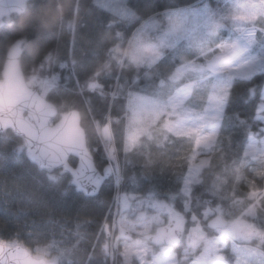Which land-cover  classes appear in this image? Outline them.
Segmentation results:
<instances>
[{"label": "trees", "instance_id": "obj_1", "mask_svg": "<svg viewBox=\"0 0 264 264\" xmlns=\"http://www.w3.org/2000/svg\"><path fill=\"white\" fill-rule=\"evenodd\" d=\"M114 1L31 0L24 13L3 19L0 69L9 46L20 40L25 77L34 75L40 81L57 74L45 98L55 104L58 117L73 109L79 112L86 145L99 170L111 165V146L118 167L111 165L112 173L98 194L87 196L67 172L58 180L49 178L47 170L28 158L20 137L11 131L0 133V235L7 239L20 233L33 254L50 257L60 252L61 264H122L121 243L131 239L110 241L106 230L113 223L118 229V195L153 193L183 214L185 233L193 216L212 238L217 230L202 219L208 209L217 210L228 223L245 220L254 229L253 238L232 243L233 264L242 244L258 245L257 236L264 231V161L245 153L252 137L264 136V71L227 78L186 68V63L204 64L219 43L225 45L241 32L240 25L264 29V18L242 21L244 0ZM168 16L176 23L170 25ZM256 33L258 47L264 34ZM63 62L66 66L60 68ZM181 67L183 72L178 71ZM188 81H195L185 103L189 108L205 106L217 86L226 85L227 95L207 167L184 198L181 184L195 135H173L164 126V115L139 122L141 134L129 148L125 131L133 93L165 102ZM238 98L250 101L251 108L241 112ZM104 127L112 140L103 138ZM69 163L75 165L76 159L70 157ZM115 171L122 178L119 185ZM120 207L122 203L118 211ZM239 232L235 228L234 235L246 237V228ZM196 246L197 252L201 247ZM174 250L180 254L182 243Z\"/></svg>", "mask_w": 264, "mask_h": 264}, {"label": "rangeland", "instance_id": "obj_2", "mask_svg": "<svg viewBox=\"0 0 264 264\" xmlns=\"http://www.w3.org/2000/svg\"><path fill=\"white\" fill-rule=\"evenodd\" d=\"M116 2H118V0H115L113 3ZM244 2L246 8L244 14L241 15V17H243L242 21L252 23L257 17L264 18V0H244ZM167 21H170V25L176 23L171 16L167 17ZM249 26L256 25H240L239 27L243 28L241 30V32H243V30ZM258 31H261L264 34L263 28L257 29V32ZM257 40L256 33L255 42L251 47V53H253L254 57L249 65L239 73H233L228 69L219 73H213L211 70L214 66L213 63L211 64V60H213L218 54L226 52L231 42L225 45L219 43L217 51L212 52L213 54L209 59H206L204 64L200 63L201 65L193 66L190 64L191 60H189V62L186 63V68H197L199 71L205 69L208 76L223 75L230 78L234 75H241L249 77L254 73L264 71V39L263 43L259 44L258 47ZM178 71L183 72L182 67L179 68ZM28 78L31 87H40L41 95L44 97L47 91L52 87L50 78L40 81L34 75H30ZM194 82L195 81H188L177 88L166 98L165 102H159L143 94L133 93L129 102L128 124L125 131V147L129 148L141 134L140 128L138 127L139 122H153L159 115H164V126L168 131L173 133V135H195L194 151L190 158L188 171L181 184L180 192L184 198L188 197L192 186L201 181L203 170L207 167L211 155V149L216 138L217 125L221 119L227 95L226 85L217 86L208 96L205 106L200 109L189 108L185 103L191 95ZM101 131L105 140L106 138L112 140L106 127ZM18 150L20 151L21 148H18ZM108 153L111 165L118 167V165L116 166L117 158L114 146H111ZM245 153L251 157L262 158L264 161V136L261 138L252 137ZM63 172L64 171L62 170H49L47 174L49 178L58 180ZM115 174L117 175L116 185H119L122 178L120 177L119 171H115ZM120 203H122V201ZM174 206V204L160 200V197H156L153 193H148L147 195L126 196L124 205L122 203V207H120L119 211L120 213L117 214L116 219L117 222L119 221V227H123L128 234H137V236L133 237L127 243H121L122 246L120 251L122 254V264H229V252L235 251L232 243H234L235 240L248 241L253 238L254 229L249 227L247 222L243 219H240L238 223L230 221L225 229L215 231L212 238H209L205 235L200 221L192 216L190 218L191 225L188 227V230L181 241L183 248L185 247L186 251L191 250V259L184 261L181 260V262H179L180 259H177L169 248H154L153 245L144 239V235L149 234L151 232L150 230H153L154 232L160 226L165 225L172 214L178 213V215H183L181 212L175 210ZM186 210L187 208L184 206L183 211L185 212ZM215 215L223 217L217 210L208 209L203 212L202 219L207 220ZM235 228L240 230L239 234H242V231L246 228V237L242 235L235 236ZM109 231L112 232L113 229ZM19 235L20 233H14L7 239H3L0 235V243L11 246L19 244L33 253V250L29 249L22 242ZM255 236L256 235H254V237ZM262 236H264V231L258 234L257 238L259 241L256 246L248 243L242 244L240 255L238 259L236 258L237 260L233 264H264V254H262L259 247V244L263 243ZM35 241L36 240L32 239L31 243L35 244ZM198 244L201 248L196 252V245ZM35 254L44 257L47 260H52L56 262V264H61L60 252H55L50 257H45L42 254Z\"/></svg>", "mask_w": 264, "mask_h": 264}, {"label": "water", "instance_id": "obj_3", "mask_svg": "<svg viewBox=\"0 0 264 264\" xmlns=\"http://www.w3.org/2000/svg\"><path fill=\"white\" fill-rule=\"evenodd\" d=\"M31 0H0V26L12 14H22ZM243 31L257 32L256 26ZM21 41L8 48L0 69V133L11 131L23 141L28 158L42 170L61 169L67 172L77 190L87 196H96L111 174L110 167L99 170L86 145V136L77 110H69L58 117L54 103L30 87L20 65ZM76 159L75 165L69 158ZM207 227L224 229L227 221L219 215L210 218ZM186 229L183 215L172 214L168 222L154 234L144 238L156 246H177ZM119 237L129 239L120 228ZM0 264H56L52 260L32 254L26 247L0 243ZM129 264V263H127Z\"/></svg>", "mask_w": 264, "mask_h": 264}, {"label": "bare ground", "instance_id": "obj_4", "mask_svg": "<svg viewBox=\"0 0 264 264\" xmlns=\"http://www.w3.org/2000/svg\"><path fill=\"white\" fill-rule=\"evenodd\" d=\"M255 42V35L251 31H243L236 35L228 48L222 54H218L213 60L212 72L219 73L228 69L233 73H239L249 65L253 56L251 47ZM261 46V45H260Z\"/></svg>", "mask_w": 264, "mask_h": 264}, {"label": "flooded vegetation", "instance_id": "obj_5", "mask_svg": "<svg viewBox=\"0 0 264 264\" xmlns=\"http://www.w3.org/2000/svg\"><path fill=\"white\" fill-rule=\"evenodd\" d=\"M156 230L154 232H153V230H150L151 232L149 234H154L156 232ZM244 234H246V232H244ZM132 237H133V234L131 235V239H132ZM156 247H168L169 250L171 252H173L174 256L177 259L179 258L182 261H184V260H190L191 259V256L190 255H187L190 251L189 252L186 251L185 247H184V250L180 254H178V252L176 250H174V248H177L178 246H175V247H170V246H154V248H156Z\"/></svg>", "mask_w": 264, "mask_h": 264}, {"label": "snow or ice", "instance_id": "obj_6", "mask_svg": "<svg viewBox=\"0 0 264 264\" xmlns=\"http://www.w3.org/2000/svg\"><path fill=\"white\" fill-rule=\"evenodd\" d=\"M236 103L239 105L238 109L243 112L246 109H250L251 108V102H245L243 100V98H238ZM256 114V111H255ZM238 135H242V133H238Z\"/></svg>", "mask_w": 264, "mask_h": 264}, {"label": "built area", "instance_id": "obj_7", "mask_svg": "<svg viewBox=\"0 0 264 264\" xmlns=\"http://www.w3.org/2000/svg\"><path fill=\"white\" fill-rule=\"evenodd\" d=\"M64 66H66V63L65 62H63V63L60 64V68H62ZM57 78H58V76H57V74H55L52 79H53V81L56 82L57 81Z\"/></svg>", "mask_w": 264, "mask_h": 264}]
</instances>
